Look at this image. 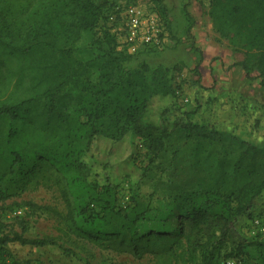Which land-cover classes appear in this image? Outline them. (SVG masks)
Returning <instances> with one entry per match:
<instances>
[{
    "label": "trees",
    "instance_id": "trees-1",
    "mask_svg": "<svg viewBox=\"0 0 264 264\" xmlns=\"http://www.w3.org/2000/svg\"><path fill=\"white\" fill-rule=\"evenodd\" d=\"M118 5L106 13L96 0H0V200L39 176L53 180L68 207L64 219L70 232L137 258L153 253L159 264H172L182 237L192 264H224L223 250L236 238L239 251L264 246L242 229L264 217V144L234 133L226 137L215 123L195 120L203 113L198 103L190 108L170 103L159 121L151 122L153 100L175 97L167 78L173 69H153L146 61L133 70L126 67L153 49L136 54L118 49L109 26ZM209 13L214 29L245 50L239 64L247 76L256 70L264 81V0H210ZM93 30L108 48L101 63L92 56L81 62L73 56L75 43L81 32ZM137 136L149 157L146 165L132 146ZM193 138L197 145L187 157V169L194 171L177 181L178 172L186 171L177 165L181 143L187 146ZM126 139L131 148L125 153L118 146ZM97 141L113 145L101 153L100 166L98 160H86L93 150L100 153ZM205 142L229 148L220 154ZM207 163L213 171L204 167ZM168 170L171 178L164 179ZM123 173L133 191L126 207L118 205L120 183L113 181ZM145 187L151 191L143 195ZM155 196L173 200L181 219L177 231H141ZM3 227L0 219V245L53 244L21 233L6 235Z\"/></svg>",
    "mask_w": 264,
    "mask_h": 264
},
{
    "label": "rangeland",
    "instance_id": "rangeland-1",
    "mask_svg": "<svg viewBox=\"0 0 264 264\" xmlns=\"http://www.w3.org/2000/svg\"><path fill=\"white\" fill-rule=\"evenodd\" d=\"M139 1L146 10L159 15L166 25L167 37L161 48H152L153 50L149 52L138 54L126 67L133 70L140 61H146L153 69L172 68L173 71L167 75V78L176 91L175 97H157L153 100L150 105L149 120L159 121L161 111L170 103L172 107L177 108H190L198 103L202 105L203 113L195 117V120L203 119L215 123L217 132L226 137H231L234 133L253 143L263 145L264 81L256 70H252L250 76H247L239 64L246 58L245 50L231 45L226 37L214 29L209 13L210 0ZM96 2L105 9L106 13L111 11L114 3L129 4L128 0H96ZM75 47L77 50L73 56L77 60L84 62L92 56L101 63L103 59L101 55L108 48V44L97 30H93L81 32ZM127 140L118 146L119 150L125 153L131 148ZM198 142L200 143L199 139ZM111 144V141L109 144L97 141L96 146L100 153L93 150V154L90 152L86 160L89 162L98 160L100 166L103 158L101 153L111 151L113 146ZM196 145L195 138L187 146L184 145V141L181 143V158L177 165L180 168L184 165L186 171L178 172L180 175L177 181L187 179V174L193 173L194 170L187 169V157ZM132 146L137 156L139 155V163L146 165L149 157L145 155L146 149L140 137L134 138ZM206 146L220 154H224V150L229 148L210 142L209 145L205 142L204 147ZM173 147H170L169 151ZM166 157L170 155L166 154ZM160 159L158 158V161ZM204 167L213 171L210 163L205 164ZM171 175V170H168L164 174V179L171 178ZM113 181L120 183L117 193L118 205L128 206L133 195L131 178L123 173L120 177L113 178ZM98 182L104 183V179ZM22 187L24 189L14 187V194L11 197L0 200V219L4 223V234L12 236L14 233H21L30 239H48L53 244L34 246L16 241L0 245V264H159L158 257L153 253H146L142 258H137L129 250L117 246L103 248L70 232L64 219L68 207L53 180L39 176ZM150 191L145 187L141 194H148ZM153 199L152 210L145 222L141 223V231L158 233L177 231L181 219L177 215L171 197L155 196ZM45 206L50 211L41 208ZM56 213L61 216H57ZM256 219H264V217H255L242 229L250 240L264 245V232L256 226ZM183 224L188 230V222L184 221ZM238 241L239 239L236 238L226 245L223 250V262L234 257L239 264L264 263L262 244L246 246L243 252L239 251ZM170 258L172 264H192L189 260L186 237H182L180 243L174 247Z\"/></svg>",
    "mask_w": 264,
    "mask_h": 264
},
{
    "label": "built area",
    "instance_id": "built-area-1",
    "mask_svg": "<svg viewBox=\"0 0 264 264\" xmlns=\"http://www.w3.org/2000/svg\"><path fill=\"white\" fill-rule=\"evenodd\" d=\"M129 4H119L109 17V26L116 35L118 47L127 53L136 54L143 49L161 48L167 37L165 23L155 12L148 11L139 0H128ZM255 224L264 232V219H256ZM224 264H239L235 258Z\"/></svg>",
    "mask_w": 264,
    "mask_h": 264
}]
</instances>
